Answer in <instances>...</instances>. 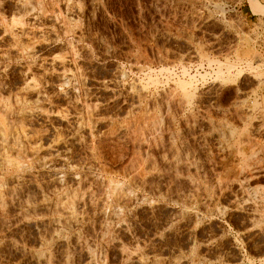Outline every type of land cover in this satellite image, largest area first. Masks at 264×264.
Masks as SVG:
<instances>
[{
	"label": "rangeland",
	"instance_id": "374dc122",
	"mask_svg": "<svg viewBox=\"0 0 264 264\" xmlns=\"http://www.w3.org/2000/svg\"><path fill=\"white\" fill-rule=\"evenodd\" d=\"M258 1L0 0V264H264Z\"/></svg>",
	"mask_w": 264,
	"mask_h": 264
},
{
	"label": "bare ground",
	"instance_id": "6f19581e",
	"mask_svg": "<svg viewBox=\"0 0 264 264\" xmlns=\"http://www.w3.org/2000/svg\"><path fill=\"white\" fill-rule=\"evenodd\" d=\"M250 6L252 8H260L261 4L259 3L258 0H249ZM229 73V72H228ZM204 77V76H203ZM192 78V77H191ZM194 78V77H193ZM202 78V77H201Z\"/></svg>",
	"mask_w": 264,
	"mask_h": 264
},
{
	"label": "crops",
	"instance_id": "0c3cea01",
	"mask_svg": "<svg viewBox=\"0 0 264 264\" xmlns=\"http://www.w3.org/2000/svg\"><path fill=\"white\" fill-rule=\"evenodd\" d=\"M263 1H264V0H263ZM248 9H249V8H248ZM249 12H250V11H249ZM249 16H250V17H255V16H254L253 14H251V13H249ZM251 20L254 21V20H257V19H251ZM261 40H262V42H263V44H264V36L261 37ZM262 48H263V52H264V45H263Z\"/></svg>",
	"mask_w": 264,
	"mask_h": 264
}]
</instances>
